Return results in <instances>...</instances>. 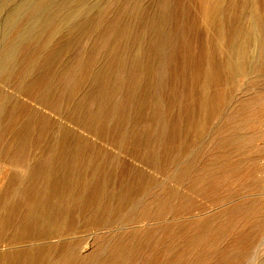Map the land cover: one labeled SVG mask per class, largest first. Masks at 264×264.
I'll use <instances>...</instances> for the list:
<instances>
[{
  "label": "rangeland",
  "instance_id": "374dc122",
  "mask_svg": "<svg viewBox=\"0 0 264 264\" xmlns=\"http://www.w3.org/2000/svg\"><path fill=\"white\" fill-rule=\"evenodd\" d=\"M23 1L0 0L1 43ZM96 1L80 8L91 21L77 33L22 46L0 84L1 104L25 85L50 98L47 138L69 118L91 150L106 208L69 225L82 243L71 264H264V0H98L91 10ZM30 21L49 29L41 14ZM248 35L251 61L233 76L222 63Z\"/></svg>",
  "mask_w": 264,
  "mask_h": 264
},
{
  "label": "bare ground",
  "instance_id": "6f19581e",
  "mask_svg": "<svg viewBox=\"0 0 264 264\" xmlns=\"http://www.w3.org/2000/svg\"><path fill=\"white\" fill-rule=\"evenodd\" d=\"M6 3L0 5L1 18H5ZM87 3L88 0H24L18 5L17 15L8 18L2 27L4 36H10V39L0 42V84L15 71L13 66L22 46L41 44L43 41L42 47L46 49L53 36L62 31L74 34L85 23L89 24L91 18H83L80 12V8ZM101 9L97 0L91 10ZM206 12L209 11L206 10L205 15ZM37 14L43 16L44 23H50L49 29L44 32L31 30L35 25L30 20ZM210 19L207 21L210 22ZM236 33L238 37L239 32ZM248 36L241 43L230 44L229 59L222 63V70L229 74L244 73L239 65L250 59L243 50L250 40ZM57 51L58 48L54 53ZM134 59L136 55H133ZM29 67L28 64L24 71H30ZM32 89L33 86H18L11 93L15 96L14 102L0 103V171L6 167L9 169L0 188V264H71L74 250L82 247V243L81 240L71 241L74 233L69 231V225L80 222L82 226V222L99 221L107 199L103 187L92 179L94 172L88 167L91 150L86 138L83 135L74 138L70 134L72 121L69 118L63 125L60 124L61 129L55 139L47 138L44 124L49 117L42 110L50 113L48 109L54 110V105H50V98L44 100ZM22 101L26 104L24 111L19 110ZM251 141L249 139L248 143L251 144ZM101 229H95L92 234ZM52 239L57 242L51 244ZM115 253L123 255L124 247L116 249Z\"/></svg>",
  "mask_w": 264,
  "mask_h": 264
},
{
  "label": "built area",
  "instance_id": "2783aa9c",
  "mask_svg": "<svg viewBox=\"0 0 264 264\" xmlns=\"http://www.w3.org/2000/svg\"><path fill=\"white\" fill-rule=\"evenodd\" d=\"M258 167L260 169V172H261L262 176H264V156L259 158Z\"/></svg>",
  "mask_w": 264,
  "mask_h": 264
}]
</instances>
